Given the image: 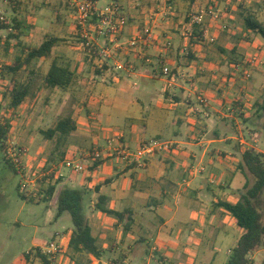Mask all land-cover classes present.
<instances>
[{
    "label": "crops",
    "instance_id": "1",
    "mask_svg": "<svg viewBox=\"0 0 264 264\" xmlns=\"http://www.w3.org/2000/svg\"><path fill=\"white\" fill-rule=\"evenodd\" d=\"M26 1L37 16L41 2L52 4L53 0ZM75 1L59 0L65 8L72 7L73 13L60 7L56 14L74 22L71 31L64 25L62 33L82 36ZM111 1L94 0L96 7ZM160 1L164 8L159 15L169 9L175 19L181 14V1L192 3V13L204 10L205 14L203 26H193L181 41L168 34V27L176 29L180 21L162 26V35L154 38L170 51L162 55L161 50L157 70L147 69L150 64L137 66L139 56L135 55V63L124 62L125 67L134 68L127 73L125 67H116L121 63L118 59L98 53L97 42L99 55H93L95 51L90 48L87 57L85 40L65 41V36L56 32L49 35L57 39L49 53L30 61V73L42 74V80L52 62L67 69L64 87L44 83L75 100L70 112L75 129L64 145L62 159L54 165L61 166L65 157L73 156L84 169L74 172L63 168L65 176L51 182L55 187L47 198L56 204L62 186L84 191L85 216L99 253L96 257L70 250L71 226L51 233L49 242L59 247L51 258L47 255L48 264H151L167 258L177 261L170 264H217L219 246L229 235L236 237L235 244L240 234L220 202L239 198L246 180L243 153L251 150L264 154V38L243 26L239 31L232 23L222 28L219 19L224 15L232 22L240 16L243 24L244 15L251 13L264 24V17L259 9L243 12L233 8L250 6L243 0H211L213 8L211 4L197 5L204 0ZM166 1L173 3L167 10ZM218 11L223 15L214 19ZM33 24L31 31L35 32L38 29L36 22ZM135 30L125 25L113 38L105 36V42L114 39L121 44L118 48L122 53ZM241 31L246 37L236 35ZM98 37L101 40L102 36ZM152 42L144 45L145 54L157 50ZM183 48L190 57L181 63ZM163 66L170 67L167 74H163ZM123 73L133 81L124 82ZM157 138L162 145L141 159L125 154L142 140ZM96 148L102 151L99 159L91 155ZM207 239L213 244L206 243ZM233 245L226 246L227 255ZM205 252L210 257L208 263L201 259ZM26 253L22 264H42L34 254L26 258Z\"/></svg>",
    "mask_w": 264,
    "mask_h": 264
},
{
    "label": "rangeland",
    "instance_id": "2",
    "mask_svg": "<svg viewBox=\"0 0 264 264\" xmlns=\"http://www.w3.org/2000/svg\"><path fill=\"white\" fill-rule=\"evenodd\" d=\"M58 1L59 0H53L52 4L50 2L44 3L42 1L43 3L41 2V7L35 11L37 14V16H35L33 14V9L29 7V1L0 0V10L4 13V16L7 18L6 20L10 21V25L8 26L12 25L11 19L14 16L20 18L22 26H20L21 30H17L18 33H16V30L13 28L0 27V62L2 64L0 71V127L5 129V138L1 139L0 142V264H22L25 252L29 251L28 256L30 254H35L36 248L42 250L38 246L46 247L48 245L52 237V232L62 231L63 229L72 226L69 212L64 211L57 216L56 204L53 200L47 198L46 193L48 185L51 184L45 180V177L47 176L46 172L53 167L52 165L58 164L60 160V152L64 149V146L60 147L58 150L55 149L54 138L47 139L42 132L47 128L54 126L59 117L71 114L70 112L71 109H73L75 100L70 96H61L60 91L57 89H49L45 86L44 81L42 80V74L30 73L29 66L25 65L17 71L16 77H18V80L20 81H29V92L19 105L12 107L10 105L11 95L9 92L12 73L7 70L8 66L14 64L17 56L23 58L33 44H38L43 41L45 37L54 34L53 32H56L55 34L57 35L62 34L65 36L63 39L65 41L70 40L74 42H82V40H85L88 43L87 47L89 50L86 52V56L87 53L90 52V48H93L91 49L92 52L95 51V48L97 47L96 42L99 44V47L111 44V42H105V36H102L101 40H99L100 38L98 36L101 35L97 34L95 31V16H91L82 25L80 24L82 26V36L79 34L70 35L69 33H65V31L62 33L64 25H66L67 30L71 31L69 27L73 28L74 22L72 18H63L60 14H56V12L61 7L62 9H69L72 11V14L73 9L72 7L65 8L63 3L60 2L59 4ZM79 1L81 0L74 2L76 20L78 13L75 4ZM115 1L113 0L109 4L107 3L105 5L97 6L96 9H101L107 5L115 3L125 17V25L133 26L134 29L136 28L134 37H132L136 38V43L133 45L126 43V48L122 49L124 50L122 53L118 48L121 44H118L113 49L110 56L111 58L118 59V61L122 63V69L125 67L124 62L126 61L130 60V62L135 63L136 61H134V57L137 55L139 56V58L136 57L137 66H142L143 63H145V65L150 64L149 67L146 65L147 69L155 68V70H157L156 68L160 65L158 61H160L161 50L162 55H168L170 51V49L165 48L167 45H161L162 42L160 43L154 38L156 34H158V36L162 35V26L166 24L170 26V23L178 24L177 21H180L181 23L177 25L176 29L174 27H168L169 33H167L170 36L175 35L179 41H181L183 36L185 37V34L187 36L189 29L197 24L192 22L191 18L195 12L192 13V11H190L192 3H189L188 1H181L179 3L182 10L181 14L175 18L176 20L173 18L172 14L169 15L170 11L167 8L169 4V6H173V3L171 4L167 1L165 2V7L166 10L168 9V12L166 11L167 14L165 15L158 14L162 12L164 8V2L160 0ZM244 1L250 2V6L245 5L242 7L243 5H241L242 8L239 6H234L233 8L235 10L236 8L242 9L244 10L243 12H249L251 9H259L261 12L260 14L264 17V0H257L255 1L256 3H254L253 0H243V2ZM196 3L197 5L202 4L203 6H209L211 4L210 6L212 8L214 5V2H211V0H204V2L197 1ZM255 4H258L259 7ZM56 6H58V8H56ZM170 10H172V7ZM61 13L64 14V11L62 10ZM215 14L216 15L213 16L214 19H219L220 16L222 17L223 15L221 11H218ZM238 14L240 15V13ZM57 15L60 17H56ZM157 15L163 16L164 20H162L161 17H157ZM226 17L223 15V18L219 19L221 25L226 24L225 26H227L228 23L229 26H239L237 29L239 31L242 26L244 28L240 16L237 20L235 18L232 22H230V19H226ZM76 20L75 22H77ZM34 22H36L35 26L38 30L32 32L31 30L34 28ZM196 26H203V23L197 24ZM146 28L149 31L148 35L144 34V29ZM244 30L246 29L244 28ZM10 32L17 34V36L12 37L9 35ZM243 32L244 31H241V33L237 32L236 35L243 36ZM243 37H246V35ZM149 41H153L151 45L154 44L157 50H154L153 53L145 54L144 45ZM181 52L179 59L180 62L183 63L190 57V52H187L184 48ZM98 53L95 51V53L93 52V55L96 54L97 56L99 55ZM174 55L175 53L173 52V56ZM147 58L148 60H146ZM163 67H161V69ZM125 68L128 69V71H126L127 73L129 72V69H131V71L134 69L133 66L131 68L130 66H127ZM167 68L169 71L170 67ZM124 73V82L125 80L127 82H132L133 77L126 78L124 77ZM153 75L156 74L154 73ZM71 93L74 94L75 92L72 90ZM162 138L163 136L160 137V139ZM261 139L264 141V136H262ZM154 140L158 143L161 142L159 138ZM147 141L150 140H142L141 143ZM13 147L24 149V155L22 156L23 171H19V168H17L11 160V155L14 152ZM96 150L99 151L100 154L102 153L101 150L97 148L95 151ZM28 160H30V162H28ZM247 177L249 179V184H252L254 180L253 176L248 173ZM23 178L30 179L31 182L29 181L28 187L31 188L30 192H32V195H28L27 191L21 188L20 184ZM214 186H216V184H214ZM244 190V187H242L241 192ZM223 227L224 224H222V228ZM235 238L236 237L233 235H229L228 239L219 246L220 251L217 255V264H225L228 258V255L226 254V246L231 247L234 244ZM206 243L210 245L213 244L212 239L210 241L207 239ZM263 256L264 248L260 247L259 250L249 255L250 264H260ZM201 259H203L205 263H208L210 257L205 252V255ZM185 261L187 262L188 260ZM173 262L176 263L177 261L167 258L163 263H158L157 260H153L151 264H170Z\"/></svg>",
    "mask_w": 264,
    "mask_h": 264
},
{
    "label": "trees",
    "instance_id": "3",
    "mask_svg": "<svg viewBox=\"0 0 264 264\" xmlns=\"http://www.w3.org/2000/svg\"><path fill=\"white\" fill-rule=\"evenodd\" d=\"M11 23L12 25L8 26L10 21H3L0 27L13 28L18 33L17 30L21 26L20 18L14 16L11 19ZM243 24L246 29L255 31L264 38V24L254 14L246 13L243 17ZM9 35L12 37L17 36V34L12 32ZM56 40L54 37L44 39L38 47L28 49L23 58L17 56L14 64L7 67L8 72L12 73L9 86L10 105L12 107L21 103L30 88L28 80H18V77H16L17 71L25 65L29 66L32 58L47 55ZM67 73V69L52 62L43 81L48 86L64 87L68 81ZM74 129V121L70 114H67L59 117L54 126L47 128L42 133L47 139L54 138L55 149L58 150L66 145ZM3 138H5V129L0 127V142ZM63 150L60 152V160L64 155ZM241 163L246 177L243 186L245 190L240 193L238 200L235 202H220V205L230 214L240 230V234L230 249L225 264H250L249 255L260 247L264 248V154L246 150L242 155ZM248 173L253 176L252 184H249ZM54 187V184L48 185L46 189L47 195H52ZM83 196L84 191L82 189L68 186L60 187L56 200L57 215L63 211H67L70 214L72 221V233L69 239L70 250L74 252L85 251L97 257L99 256L98 248L84 213ZM117 215L119 214L117 213ZM28 253L25 254L26 258L29 257ZM34 255L39 258L42 264L49 263L47 255L42 254L39 248H36ZM260 264H264V256Z\"/></svg>",
    "mask_w": 264,
    "mask_h": 264
},
{
    "label": "built area",
    "instance_id": "4",
    "mask_svg": "<svg viewBox=\"0 0 264 264\" xmlns=\"http://www.w3.org/2000/svg\"><path fill=\"white\" fill-rule=\"evenodd\" d=\"M77 8V21L78 24H83L87 19L91 16H95L96 24H95V31L97 34L101 36H116L121 29L125 26V17L120 12V9L117 4L107 5L104 8L96 9L94 0H81L76 2L75 4ZM211 10L208 12L210 13ZM205 11H197L192 15V22L200 24L203 23ZM6 17L4 13L0 10V24L3 21H6ZM222 28H225V25H222ZM148 29H144V34L148 35ZM113 40V41H112ZM111 44L103 45L102 47L98 48V52L102 57H110L113 49L117 46V41L112 39ZM136 43V38H132L127 42L129 45H133ZM117 68H122V64H117ZM2 68V64L0 62V71ZM163 74L168 72V68L165 66L162 68ZM1 115V114H0ZM162 144L158 143L156 140H150L147 142L141 143L136 149L134 150H127L125 152L126 155L135 157L137 159H141L144 155L152 153L158 146ZM167 146V144H163ZM13 154L11 155V160L15 164L19 171H23L24 167L22 164V156L24 155V149L19 147H13ZM8 152V151H7ZM9 153V152H8ZM94 159L101 158V154L99 151H94L91 153ZM22 165V166H21ZM63 168H69L74 172H79L84 168V164L75 157H65L62 161L61 166H53L46 172V182L48 181L51 183L53 180H57L63 178L65 176V172ZM29 178H23L21 182V188L27 191L28 195H32L30 192L31 188L28 187L29 185ZM51 181V182H50ZM31 182V181H30ZM59 245L54 241L49 242V244L45 248H41V252L48 255L49 258L57 251Z\"/></svg>",
    "mask_w": 264,
    "mask_h": 264
}]
</instances>
